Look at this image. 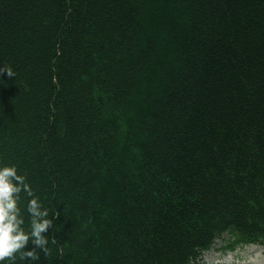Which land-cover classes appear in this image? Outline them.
Here are the masks:
<instances>
[{"label":"trees","instance_id":"trees-1","mask_svg":"<svg viewBox=\"0 0 264 264\" xmlns=\"http://www.w3.org/2000/svg\"><path fill=\"white\" fill-rule=\"evenodd\" d=\"M6 65L0 167L58 216L35 264L264 245V0H0Z\"/></svg>","mask_w":264,"mask_h":264},{"label":"clouds","instance_id":"clouds-1","mask_svg":"<svg viewBox=\"0 0 264 264\" xmlns=\"http://www.w3.org/2000/svg\"><path fill=\"white\" fill-rule=\"evenodd\" d=\"M13 78L15 73L10 66L0 67V75ZM26 176L18 175L15 166L0 167V264H17V257L29 264L40 259V252L50 254L49 238L46 235L53 227V218H49V209L45 208L26 182ZM21 193L28 199L26 210L29 227L25 230V219L20 208ZM31 243L34 247L26 251ZM39 250V251H38Z\"/></svg>","mask_w":264,"mask_h":264},{"label":"rangeland","instance_id":"rangeland-1","mask_svg":"<svg viewBox=\"0 0 264 264\" xmlns=\"http://www.w3.org/2000/svg\"><path fill=\"white\" fill-rule=\"evenodd\" d=\"M233 242L231 236L223 235L204 252L198 264H264V246L238 245L232 251L223 250L224 245Z\"/></svg>","mask_w":264,"mask_h":264}]
</instances>
